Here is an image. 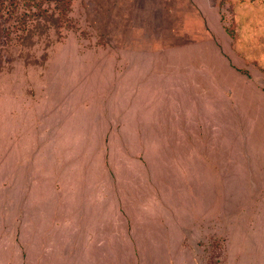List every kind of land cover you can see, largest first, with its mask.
Masks as SVG:
<instances>
[{
  "label": "rangeland",
  "instance_id": "374dc122",
  "mask_svg": "<svg viewBox=\"0 0 264 264\" xmlns=\"http://www.w3.org/2000/svg\"><path fill=\"white\" fill-rule=\"evenodd\" d=\"M23 9L0 10V264H31L47 243L54 177L106 157L119 186L171 204L174 142L199 111L222 142L226 200L220 210L214 188L211 221L198 218L207 233L179 248L153 236L159 264H264V0H71L62 26L40 18L29 30ZM157 88L156 130L134 118L147 96L151 120Z\"/></svg>",
  "mask_w": 264,
  "mask_h": 264
},
{
  "label": "crops",
  "instance_id": "0c3cea01",
  "mask_svg": "<svg viewBox=\"0 0 264 264\" xmlns=\"http://www.w3.org/2000/svg\"><path fill=\"white\" fill-rule=\"evenodd\" d=\"M158 93V88L152 91L157 97L151 120L147 96L141 100L138 119L134 118L146 125L151 121V128L156 126V130L161 116ZM199 113L202 119L196 126L184 117L185 133L174 142L175 184L169 205L155 189L119 186L107 157L103 165L99 160L96 169H78L68 178L63 174L55 176L54 181L62 186L46 187L55 194L50 195V202H45L43 214L47 243L36 250L31 264H159L153 236H174V240L176 236L179 248L181 236L206 234L208 230L198 225V218L211 221L214 188L220 210L226 197L218 194L222 142H214L212 130L216 126L213 122L208 124L205 111ZM231 120L235 123L233 117ZM223 122L221 116L218 123ZM225 122L228 124L227 117ZM154 144L158 145V137ZM127 158L141 167V174L147 175L150 171L149 162L141 153L130 152ZM48 179L51 183L47 174V183Z\"/></svg>",
  "mask_w": 264,
  "mask_h": 264
},
{
  "label": "trees",
  "instance_id": "16d2710c",
  "mask_svg": "<svg viewBox=\"0 0 264 264\" xmlns=\"http://www.w3.org/2000/svg\"><path fill=\"white\" fill-rule=\"evenodd\" d=\"M70 5L71 0H0L1 11L8 10L11 13L24 6L19 16V26L23 30H29L31 22L40 18L52 21L57 27L62 26L68 17Z\"/></svg>",
  "mask_w": 264,
  "mask_h": 264
}]
</instances>
